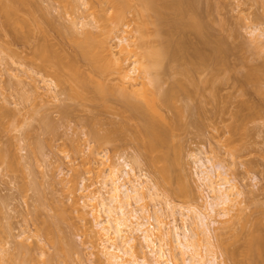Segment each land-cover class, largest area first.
Returning <instances> with one entry per match:
<instances>
[{
	"label": "rangeland",
	"instance_id": "374dc122",
	"mask_svg": "<svg viewBox=\"0 0 264 264\" xmlns=\"http://www.w3.org/2000/svg\"><path fill=\"white\" fill-rule=\"evenodd\" d=\"M89 1L35 2L42 5V9L46 8L47 18L58 26L71 27L76 22L78 33L86 29L99 33L98 17H108L113 10L108 1L101 0L108 4L103 2L102 9L97 7L102 4L99 0L97 4L91 1L95 9ZM162 1L170 4L173 0ZM182 4L186 10L193 8L194 13L189 12L185 17L196 16L199 30L180 25L184 18L178 17L173 9L165 10L162 20L153 13L156 22L152 23L153 16V20L142 16L140 2L129 0L128 10L131 11H127V18L110 38L115 53H120L119 37L122 36L126 41L128 37L125 43L131 45L133 51L140 47L144 37L145 42L141 44L147 43L151 48L145 47L147 51L155 49L152 46L157 47L159 41L168 39L173 53L177 47L184 48L183 54L164 62L165 67L160 70L163 71L162 89L180 81L185 91L193 92L192 95L179 94L174 104L171 101L172 105L161 103L154 108L151 102L148 105L138 96L142 82L147 83L149 79L138 71L139 74L132 75L134 79L139 77L138 80H131L129 86L126 83L124 88L128 90L122 91L133 95L150 119L162 126L169 127L168 123L177 122L170 132L168 146L160 150V154L143 147L146 138H142L139 131L140 139L136 136L143 123L122 105L119 91L123 85L119 74L114 72L105 78L114 91L105 102L98 100L93 90L85 92L83 99L75 100L71 95L73 83L58 85L53 78L55 70L46 69L45 72L42 61L33 57L35 44L47 42L37 29L34 36L29 29L26 31V26L17 28L22 37L16 40L0 28V149L3 148L7 155L6 162L0 161V264H109L101 252V240L96 234L99 230L89 214L90 208L86 207L90 204L85 199L89 193L86 196L82 192L84 185H92V189L102 187L103 177L99 175L107 170L106 162L122 165V170L127 162L136 168L137 176H143L145 185L157 186L159 196L154 197L155 200L148 197L146 201L152 212L156 209L164 213L160 220L166 225L162 230H171L174 225L183 228V215L194 216L188 210L197 205L203 209L207 207V193L199 179L200 161L206 162L212 172H227V177L239 187L242 195L237 202L240 206L233 208L228 219L216 220L217 216H213L218 221L214 227L219 235L215 231L212 239L218 263L234 264L227 256L231 251L239 253L238 258L243 260V248L249 235H264V0H182ZM143 19L152 22L147 25ZM7 33L11 37H7ZM53 37L54 43L74 57L79 71L85 77L91 76L87 60L74 56L77 46L71 35L64 39ZM128 48L130 51V46ZM140 48L134 53L143 54ZM129 51L122 54H130ZM139 53H136L138 59ZM125 57L130 56H122ZM137 57L128 59L126 68H132ZM64 74L69 75V70ZM252 75L255 76L251 78ZM94 80L103 79L95 77ZM90 85L92 88L93 84ZM177 109L183 116H179ZM6 111H10V116L2 115ZM121 124L127 130L123 135L118 134ZM109 132L117 133L116 141H105V144L97 140V134L105 136ZM159 155L162 159L166 156L167 162ZM157 158L163 162H158ZM164 163L172 165V178L166 179L161 172ZM169 203L171 205H167ZM172 209L174 218L170 216ZM101 216L105 219L104 214ZM51 223L54 232L48 231ZM151 223L158 227L155 221ZM196 223L194 226L198 228L190 227L200 232V224ZM44 225L50 228L46 230ZM140 235L136 233L138 251L152 262L154 256L145 248ZM173 245L176 257L168 254L165 247L168 260L183 264L180 251L175 243Z\"/></svg>",
	"mask_w": 264,
	"mask_h": 264
},
{
	"label": "bare ground",
	"instance_id": "6f19581e",
	"mask_svg": "<svg viewBox=\"0 0 264 264\" xmlns=\"http://www.w3.org/2000/svg\"><path fill=\"white\" fill-rule=\"evenodd\" d=\"M35 1L37 2V0ZM35 1L34 0H0V28L1 29L3 28L6 32L10 33V35H12L14 39L16 38V40L18 38L21 39L22 37L18 33L20 30H18L17 28L19 27L22 28V26H26L28 27L26 31H28L29 29V31L32 32L33 34L35 33V30L37 29L39 33L41 34V36H43V39L45 40L47 39V42L43 41L42 43L41 41V43L37 45L34 43L35 47L32 48L33 57H36V59L39 58L42 61L43 63L42 69L45 70V72H46V69L55 70L53 78L54 77L56 78L58 85H60V83L62 82L64 83V82H69V81L73 83L74 93H71V95L72 94L74 95L72 96L74 97L75 100L83 99L85 96L84 95L85 92L89 90H93L97 99L101 100V102H105V100H107V96L110 95L111 92L112 93L114 92L112 88L109 87L107 83L105 82V78L109 75H112L114 72L119 74L120 80L123 85L122 89L119 91L121 94L122 105H124L123 107L125 108V111H130L132 115H135L136 117H138L141 123H143L142 125H140V127L141 126L142 127L138 128L139 130H137V134H136L137 136L139 133H141L142 138H144L145 136L146 140L145 141L143 140L145 142L143 143L144 145L143 147H145L146 150L152 153L154 152L157 153V151L158 152L160 150L162 151L163 148L167 147L170 132L174 130L173 126H175L177 122L168 123L169 127H166V125L162 126L161 123L150 119L151 117H149V114L145 112L143 106H141L139 102L134 100V98L132 97L133 95L131 96V94H127V92L125 93L122 91L128 90L124 88V85L127 83V86H129L128 83L135 78V77L133 78L132 76L133 73L136 74V72L138 71L140 75H143V77H146V76L149 77V79L147 78L148 79L147 83H145L146 81L142 82V89L139 90L141 91V93L139 92L140 95L138 96L142 97L146 102H148L147 103L148 105H149V102H151L154 108L155 106H159L161 103L163 105L166 104V106H168V103H170L171 101L173 102V100L175 101V98L177 97L179 98L178 96L179 94L180 95L183 93H186L189 95L191 93L193 94V92H189L186 90L188 92L187 93L185 91L186 88L183 86L182 82L180 83V81L179 82L177 81V83L172 84L168 89H165V90L162 89L163 80L161 79L162 78L161 75L163 73L161 72L163 71H160V70L163 67H165L164 62L167 59H170V60L173 58L175 59L176 56H178L181 53L183 54L184 48L181 49V46L177 47V51L176 52L174 51L175 53H173L171 51L172 50L171 49L172 46L170 45L171 41L170 39H168V41L166 40L165 42H163L164 40H162L161 43L159 41V44L157 47L152 46L155 49L149 50L151 48L150 46L149 47L146 46L147 43L146 45H144L145 43H143L144 46L141 44L142 42H145L143 41L145 37L144 39L142 38L143 37L142 34L145 33L143 30V33L141 32L142 37H140V39L142 38V42L140 43V47L142 46L141 47L142 49L140 47H137L139 46V44L138 45L134 44L137 47V49L140 48V50L143 51V54L136 52L140 54V59H138L137 57L138 55L134 53L137 49L133 51L131 49V45H128V44H127L128 46L126 45L125 42L128 43V37H127V41H126V38H124L123 36L121 38L119 37V41L121 43L119 44L120 53H115L114 47L110 45L111 44L110 38H112L113 35H115L116 30L121 25V23L123 24L125 17L128 15V14L126 15V13L127 11H129L128 10L129 0H105L106 2L108 1V4H110V7L113 10V12L111 11L112 14L108 17H105V16L98 17V21H99L98 27L100 28L99 33L93 32L87 29L84 30L82 33H78L75 30V27L77 25L76 22L73 23L71 27L58 26L55 23V21H51V19L49 20V18H47L48 17L47 15L49 14L46 11V8L45 10L42 9L43 7L42 8L40 7L42 5L38 6L39 3L37 4ZM62 1L64 2L65 0H62ZM91 1L92 0H90L89 2L91 3ZM95 1H96V4L97 2L99 3V1L102 3L97 6L98 8L101 7L100 9H102V5H104V3L107 4L106 2L101 1V0L99 1L95 0ZM138 2H140V9H141L140 12L143 17H146V19L150 17V19L153 20V18L155 19L154 15H156L158 19L162 20L164 18L163 17L164 11L173 9L175 12H177L178 17L184 18L183 19L184 23H181L182 21L179 20L180 22H177L178 24L181 23L180 25H184V27L186 26L188 28H193V29L195 28L197 30L201 28L199 25L198 19L195 16L196 14L194 15L195 17L193 16H190L188 18L185 17L186 14H188L189 12L191 13L193 11V8H191L190 10L184 9L182 0H173L172 2L170 1L171 2L170 4L162 3L163 2L162 0H138ZM70 5L72 6L73 4L70 3ZM90 5H92L93 9L96 8V7L95 8L93 7L94 4L91 3ZM22 7H25V9L24 8L22 9ZM109 11L110 9L107 12ZM21 12L24 14L23 17L21 16L22 15ZM19 13L21 15H19ZM153 13L154 15H152ZM193 13L194 11L191 14ZM152 16L153 18H151ZM146 19H143V20H146ZM149 20H146L143 22L144 23L152 22V20L151 21ZM155 22H156V19L152 23H155ZM83 27L86 28L87 25L85 24ZM144 28H145V25H144ZM157 32L159 33V31ZM25 34H27V32ZM69 34L71 35L72 40L75 42L77 46L74 52L75 58L81 57L87 60V62L91 65L90 68L92 69L91 72L93 75L90 74L91 76L88 75L87 77H85L86 75L84 73L82 74L77 68V66L75 65L76 62L73 61L72 59L74 57L71 56V54L66 53L63 50L64 48L60 44L54 43V41H52L54 40L53 36H55V38H58V39H61V38L64 39ZM10 35L8 34L7 37H9ZM35 35L36 34H34V36ZM157 35L158 34L156 33V36ZM25 37L27 38V36ZM167 37H170V36L167 35ZM123 42H124V45H123ZM130 44H131V41H130ZM59 45L63 49L60 48ZM178 45H181V44H178ZM0 46L2 47V45ZM129 46L131 49L130 51L128 48ZM145 47L149 48L148 51ZM9 49H7V51H11ZM144 50L146 52H144ZM128 51L130 52V54L129 53L122 54ZM120 54H122V56L126 55L130 57L122 58ZM133 57L134 58L137 57L136 60L132 62L133 67L126 68L128 59L129 61H131L130 59H132ZM65 70H69L70 74L69 75L64 74ZM184 70L188 71L186 69ZM263 71H264V66H263ZM47 72L49 71L47 70ZM256 74L258 73L255 72V75ZM255 75H252L251 78H253V76ZM95 77L101 78L103 80L95 81L94 80ZM255 77L257 78V75ZM138 78L139 77H136V79L134 80H138ZM192 81L194 82V80ZM90 83L93 84L92 88H90L91 86ZM57 84H55V87ZM130 86H133V85H130ZM194 88H196V86H194ZM213 90H212V93L216 91V90L214 91ZM182 108L184 109V107ZM179 109L181 108L179 107ZM11 112L13 113V111ZM179 112L180 110H178V113ZM180 114L181 112L179 113V116ZM2 115L10 116V111H6ZM121 125L122 127L118 129L119 130L118 134L123 135V132L126 133L127 130H125L126 127L124 124H121ZM109 133L110 134L107 133V135L105 136H99V134H97L98 135L97 140L100 142L104 141V143L105 141L106 143L107 141H109V143L112 141L114 142L115 138L117 137V133L116 132L115 133L109 132ZM160 153L161 152H159V154ZM159 156L161 158L162 155H159ZM163 158L164 159L161 158V160H164V162H167V159H165L166 156H163ZM6 160H7V155L5 154L4 149L1 148L0 149V161L6 162ZM158 160L159 158H157V161ZM161 160L158 162H161ZM207 162L209 163L211 162L212 164V160L208 159ZM199 163H200L199 168L201 170L199 179H200V182L202 183L203 189L206 190V193H207V195L205 196L206 197L205 199L207 200L206 202L207 207L203 209L202 206L197 205L192 210H188L194 216L191 217L189 215H183V219H182L183 228L178 227V225H174L171 230L169 229L166 230L165 228H163L165 230H162V226L164 227L166 225L164 221L163 222L165 225L160 220L161 216H163L164 213L162 212V210H156V209H155V212L154 211L152 212V210L149 207V204H147L148 197H150V199H154V197L156 198V196H159L157 186L149 187L147 186L148 184L145 185V182H143L142 180L143 176L142 175L137 176L135 172L136 168H133L132 165H130L127 162H125V165H123V168H124L123 170L121 169L122 165L116 166V165H112L106 162L105 168L107 167V170H105V172L103 173L100 172L102 175L101 174L99 175L100 177L101 176L103 177L101 178L102 183H100L102 184V187L98 189H92V185L83 186L82 192L84 191L85 195L86 193H89L88 198L86 197L85 199L88 200V204L90 201V204L89 205L86 204V207L88 206V208H90L89 214L93 216V219L95 221V226L99 230L96 232V234L99 236L97 237L101 240L100 245L103 249L101 252L104 254V256L107 257L106 259L108 260L109 264H173L174 262L172 260H168L169 259L168 254L170 255L172 254L171 255L172 257L173 255L175 256V252L173 251V249L175 250V247L173 245L174 243L176 245V248H178L177 251H180L181 253L182 260L184 261V263L186 262V264L187 263L221 264L217 262L218 257L216 256L217 254H215L216 250L214 251L215 249L213 245L214 243H212V239L214 237L213 234L215 235L214 232L215 231L216 233L218 232L217 228H215L214 225L218 224V221L216 220L218 219L220 220V218L224 219V218L229 217L231 212L237 209V205H238L237 202L240 201L238 200V198L242 195V193L239 190V187L236 184H233L231 182L232 180H230L227 177L228 176L227 172H226L227 174L220 172L221 170L212 172L209 170V167H207L206 162L202 160ZM164 166L161 172L163 173L165 177H167L166 179L172 178V171H173L172 165H168V164L165 165L164 163ZM134 204L137 205L138 207L137 206L135 207ZM167 205H171V203ZM238 206H240V203ZM234 207L236 208L233 209ZM171 212L172 213L170 214V216L172 217L175 216L173 209L171 210ZM236 213L237 212H235V215ZM101 214L105 215V219H103ZM158 214L159 215L161 214V215L159 216ZM214 215L217 216V219L216 217H213ZM59 218L61 217L59 216ZM152 221L153 222L155 221L158 224L157 228H156L157 225L154 226L151 223ZM196 221H198V223L200 224L201 231L197 232V230L193 228L196 231V233H194L193 229L190 226H194V225L197 226ZM222 223H223V220H222ZM52 225L53 224L51 223V230L49 229L50 227H48V225H44V226L48 227V228L46 227V230L49 229L48 231L54 232L55 229H53L54 226L52 227ZM212 225H213V228H212ZM195 228H198V227H195ZM136 233L141 234L140 235V238L142 239L141 242L145 244L146 246L145 248L149 249L150 253L154 256V260L152 262L147 257V255L141 254L138 251L137 244H136V241H137ZM249 233L247 235H249ZM255 233H257V231ZM246 242L247 243L245 244V247L243 246L244 247L243 252L245 251V253H243L245 255L242 254L244 256L243 260L242 259L240 260V258H238L240 254L235 251L227 252L228 254L227 256H229V258L232 261H234V264H264V235L250 234L249 239L248 241L246 240ZM158 244L161 245L160 248L158 247L159 246ZM107 245H109V247ZM162 247H164V249ZM165 247L168 248L167 249L168 251L165 250L166 249ZM222 249H223V246H222ZM166 251L168 252V254ZM125 257H128V258L130 257V259H125ZM258 259H260V262L258 261Z\"/></svg>",
	"mask_w": 264,
	"mask_h": 264
}]
</instances>
